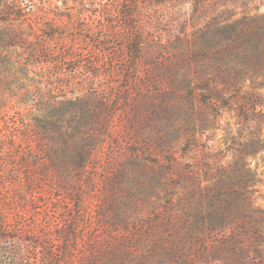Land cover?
<instances>
[{"label":"rangeland","instance_id":"obj_1","mask_svg":"<svg viewBox=\"0 0 264 264\" xmlns=\"http://www.w3.org/2000/svg\"><path fill=\"white\" fill-rule=\"evenodd\" d=\"M12 1L0 264H264V67L216 32L264 0Z\"/></svg>","mask_w":264,"mask_h":264},{"label":"trees","instance_id":"obj_2","mask_svg":"<svg viewBox=\"0 0 264 264\" xmlns=\"http://www.w3.org/2000/svg\"><path fill=\"white\" fill-rule=\"evenodd\" d=\"M16 8L17 6L15 5L14 1L0 0V27L9 25L11 21L17 17L18 19H21V16L15 12ZM226 19L227 18L223 19V21H226ZM236 24L240 25V27H235L234 25H224L220 31H216L217 33H220L223 38L232 40V42L229 43V46L231 47L230 50H234L233 53L236 55L238 54V57L247 63L246 70L237 69L238 72L233 71L238 78H236L234 81L228 82L230 87L231 85L237 86L238 84H241V82L245 79L243 75H248V71L254 72L253 75H257L261 73L262 68L264 67V17L252 18L250 20L243 19L237 21ZM9 40V37H6L3 31H0V63L1 61L7 62L10 58L9 56L4 55L3 52L9 47V45H11ZM214 80L215 79H204L201 82L198 80V82L205 84V90L215 92L213 93V95H216L215 97H224L223 94L225 93L226 88H210L209 85L212 84ZM194 86V88H189V90L195 91L199 88L201 89L200 85L196 86L195 84ZM251 97H253L252 93L249 92L241 94L238 102L240 103L239 109L242 115H247V111H249L247 105L250 103Z\"/></svg>","mask_w":264,"mask_h":264}]
</instances>
